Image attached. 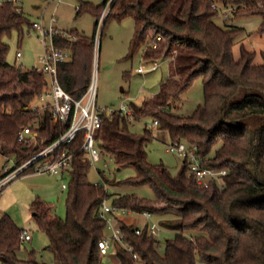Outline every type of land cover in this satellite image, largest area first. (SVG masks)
Segmentation results:
<instances>
[{
	"label": "trees",
	"instance_id": "obj_1",
	"mask_svg": "<svg viewBox=\"0 0 264 264\" xmlns=\"http://www.w3.org/2000/svg\"><path fill=\"white\" fill-rule=\"evenodd\" d=\"M107 1L97 5L81 2L77 10V15L86 11L94 15L93 36L69 30L77 35L75 51L71 59L59 63L58 70L62 86L74 97H80L91 81L95 37ZM213 2L230 8L228 19L259 16L258 32L264 33V0H114L101 34L110 18H133L132 54L149 37L163 36L158 48L146 47L144 57L168 59L170 75L143 104L128 103L133 120H156V129L166 132L169 144L183 141L195 145L203 166L226 170L223 187L213 180L199 184L187 161L177 173L163 163H151L147 146L156 137L154 130L146 126L138 134L130 129L133 120L126 115L103 113L96 135L98 147L116 166L137 170L136 175L118 183L147 186L154 198L115 194L105 184L90 181L92 165L88 153L81 149L80 134L73 144L66 217L54 215L52 205L42 199L31 204L39 227L49 237L47 248L56 264L102 263L104 254L98 242L108 236L101 216L104 200L133 212L170 215L159 221L173 232L162 251L161 240L149 232L147 224L138 234L135 224L117 219L125 241L132 246L128 250L118 243L121 264H264V63L256 64V51L244 44L240 56L235 57L234 45L245 28L229 26L223 18L225 26L218 24L221 12L212 7ZM32 23L19 4L0 3V152L14 156L17 165L32 158L67 127L53 123L46 114L38 146L18 139L20 129L40 117L31 105L44 91L47 76L36 68L10 63L5 37L16 32L21 41ZM199 77L204 83V103L190 115L171 112ZM99 174L107 182H116L105 171ZM23 229L8 213L0 215L1 263L47 264L38 261L33 251L27 259L18 257Z\"/></svg>",
	"mask_w": 264,
	"mask_h": 264
},
{
	"label": "rangeland",
	"instance_id": "obj_2",
	"mask_svg": "<svg viewBox=\"0 0 264 264\" xmlns=\"http://www.w3.org/2000/svg\"><path fill=\"white\" fill-rule=\"evenodd\" d=\"M3 1L5 0H0V2ZM85 1L97 5L104 0H20L19 5L32 22L42 21L45 25H49L54 21V25L60 29H77L85 35L93 36L94 15L87 11L77 15L81 2ZM216 22L225 26L222 16L217 17ZM226 24L245 28L244 33L234 45L235 57L240 56V48L244 44L248 50L256 51L254 59L256 64L264 63L262 56L264 33L258 32L261 18L259 16H232L226 21ZM153 33L154 30L150 29V35ZM134 34L135 23L131 17L123 20L110 18L106 22L103 35L101 27L97 29L96 37L99 46L97 103L100 107L116 110L122 103L143 104L145 100L159 91L160 84L170 75L168 59L157 60L159 64L156 69H152V60L145 59L146 47L152 41L150 37L134 54L131 53L130 43ZM5 41L10 45L8 54L10 63L25 69L41 68L39 57L45 53V45L38 30L26 28L21 41L18 39L17 33L13 32L11 36L5 37ZM18 51L22 53L20 58H17ZM139 67H143L145 72H138ZM204 100V83L202 77H199L192 87L181 96V99L171 107V112L190 115L204 103ZM146 126L154 130L156 134L155 139L147 146L149 161L153 164L163 163L173 173H177L183 164V159L169 150V139L166 132L156 129L151 118L133 120L130 129L141 134ZM107 157L108 155L103 154V159L91 166L90 181L105 184L115 194L133 193L148 199L154 198L153 191L147 186L130 187L119 184L118 181L136 175L137 170L133 166L118 167L113 160L106 164ZM7 162L13 165L15 157H8L0 152V176L5 172ZM99 169L104 170L107 177L115 178L116 182H107L99 174ZM69 180L68 174L61 176L49 172H28L11 181L0 191V215L8 213L19 227L28 230L32 236L31 240H24L18 250L17 255L20 259L29 258L33 251L38 261L56 264L53 252L47 248L50 243L49 237L39 227L31 204L36 198L42 199L52 205L54 215L65 218L68 189L63 188L62 185L63 183L69 184ZM169 216L153 214L152 220H150V223L154 221L160 227L156 237L161 240V251L166 239L172 237L173 232L163 228L159 221ZM121 219L139 226H144L146 222L145 217L137 212L123 213ZM106 233L111 236L109 229L106 230ZM118 248L119 244L112 240L109 252L103 255L101 264H121L117 257ZM0 264H2L1 260Z\"/></svg>",
	"mask_w": 264,
	"mask_h": 264
},
{
	"label": "built area",
	"instance_id": "obj_3",
	"mask_svg": "<svg viewBox=\"0 0 264 264\" xmlns=\"http://www.w3.org/2000/svg\"><path fill=\"white\" fill-rule=\"evenodd\" d=\"M8 1L19 4L20 0ZM113 1L108 0L103 9L98 26L99 28L101 27V31L103 28L102 24H104L110 12ZM212 7L220 10L223 19H228L230 8L222 7L217 2H213ZM32 24V28L39 31V35L45 45V53L39 57L41 68L36 69L45 73L47 76V84L41 95L31 105L32 109L39 113L40 117L36 118L29 125L23 126L18 133V139L23 143L38 146L42 138L40 130L46 126V120L44 118L46 114H48L49 119L53 123L67 127L55 140L44 145L37 154L26 162L19 165L15 162L13 165H10L7 162L5 172L0 176V191L11 181L28 172H49L61 176L69 175L74 156L73 144L78 140L80 134H82L83 139L81 149L88 153L91 165H95V163L103 159L104 154L98 147L96 141L97 132L102 124V114L106 113L107 115H111L113 112L118 111L126 115L129 120L132 121L134 119L133 111L128 103H122L120 108L116 110L109 107H100L97 103L99 47L97 37H95L91 81L80 97H74L62 86L59 78L58 65L72 58L75 51L77 35L71 33L69 30L58 28L54 25V21L49 25H45L42 21H35ZM162 39L163 36L157 34L148 45H151L152 48H157ZM21 56L22 53L18 51L17 58ZM158 64L157 60H153L152 69H156ZM138 72L144 73L145 69L139 67ZM157 123L155 120L153 126H156ZM168 146L171 152L178 154L182 157L183 161L188 162L190 172L196 177L199 184H205L213 180L218 187H223L225 183L223 176L226 174V170H215L203 166V159L196 153L195 145H189L182 141L170 143ZM112 160L113 158L108 156L105 162L108 164ZM62 186L65 189L67 188L66 183H63ZM126 212L131 213L133 211L113 205L107 200L102 202L101 216L107 223V229L111 231V236H107L98 242L102 254L109 252V245L112 240L125 246L128 250H132V246L125 241L124 233L116 224V220L121 219L123 213ZM139 213L145 217L146 222L144 225L147 224L149 232L156 236L160 227L154 221L150 223L153 214L147 210ZM143 227L136 225L135 232L140 234ZM20 238L23 241H28L31 240L32 236L28 230L23 229ZM134 256L136 257L137 255L134 254Z\"/></svg>",
	"mask_w": 264,
	"mask_h": 264
},
{
	"label": "crops",
	"instance_id": "obj_4",
	"mask_svg": "<svg viewBox=\"0 0 264 264\" xmlns=\"http://www.w3.org/2000/svg\"><path fill=\"white\" fill-rule=\"evenodd\" d=\"M32 239V238H31Z\"/></svg>",
	"mask_w": 264,
	"mask_h": 264
}]
</instances>
